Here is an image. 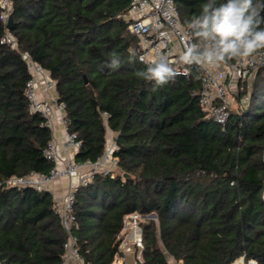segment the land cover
<instances>
[{"label": "trees", "instance_id": "16d2710c", "mask_svg": "<svg viewBox=\"0 0 264 264\" xmlns=\"http://www.w3.org/2000/svg\"><path fill=\"white\" fill-rule=\"evenodd\" d=\"M175 2L186 26L205 0ZM129 4L11 0L8 29L0 3V264H63L68 240L48 189L3 185L55 165L44 152L52 129L26 94L27 57L55 82L80 142L76 161L97 162L115 133L119 171L96 172L75 194L70 233L85 264L122 256L124 217L134 211L156 217L142 223L136 264H264V67L248 106L222 125L199 102L198 67L157 91L136 78L144 64L128 63L141 52L123 17ZM113 51L122 59L115 71L105 66Z\"/></svg>", "mask_w": 264, "mask_h": 264}, {"label": "built area", "instance_id": "2783aa9c", "mask_svg": "<svg viewBox=\"0 0 264 264\" xmlns=\"http://www.w3.org/2000/svg\"><path fill=\"white\" fill-rule=\"evenodd\" d=\"M11 0H0L2 18L5 20L9 15ZM130 6L123 17L128 21V29L131 33L139 37L141 52L139 57H144L146 61L154 58L156 52L162 51L173 65L179 75L189 76L195 67L200 70L201 89L198 92L199 102L206 110L209 118L225 125L233 110H243L251 100L253 90V79H255L260 67H264V50L257 52L252 57L243 60H232L226 64L213 67H200L195 65H185L181 61L184 48L187 44V27L182 23L180 12L175 0H129ZM3 40L15 45V40L11 35H7ZM32 78L27 82L26 94L30 99V106L33 111L40 112L46 117L45 124L52 127V114L58 110L61 114V122L66 129V144L70 148L78 149L80 142L76 132L68 130V119L65 116V104L56 98H46L40 95L39 82L41 81L46 91L55 86V82L50 78L40 64L27 57ZM112 143L107 145L104 155L95 163L78 162L75 157L64 160V164H57L60 158V151L51 140L45 148V155L55 161V165L49 172H29L26 175H14L7 180V184L16 186H31L36 189H47L48 185L58 179H67L68 186L61 199L54 201L56 211L60 214L62 224L68 232V240L65 243V261L70 257L82 260L75 246L76 237L71 232L74 221V201L79 185L90 182L98 171L108 172L116 166L117 158L113 152L116 148L114 137ZM264 159V157H263ZM90 166L91 171L83 174L82 170ZM264 197V189H263ZM152 218L138 211L126 214L122 229V240L120 250L128 253L133 250L142 252L143 248V228L142 223ZM250 264H254L249 261ZM63 263V264H64Z\"/></svg>", "mask_w": 264, "mask_h": 264}, {"label": "clouds", "instance_id": "9594fccd", "mask_svg": "<svg viewBox=\"0 0 264 264\" xmlns=\"http://www.w3.org/2000/svg\"><path fill=\"white\" fill-rule=\"evenodd\" d=\"M186 27L187 44L181 57L185 65L213 67L252 57L264 50V0H205L199 14L186 21ZM137 59L144 67L134 74L151 82L152 91L174 82L180 74L162 51L158 50L150 61L133 52L128 63ZM121 65V56L111 52L105 66L115 71Z\"/></svg>", "mask_w": 264, "mask_h": 264}, {"label": "crops", "instance_id": "0c3cea01", "mask_svg": "<svg viewBox=\"0 0 264 264\" xmlns=\"http://www.w3.org/2000/svg\"><path fill=\"white\" fill-rule=\"evenodd\" d=\"M39 91L40 95L46 98H56V89L55 86L51 90L46 91L44 84L39 82ZM52 141L57 146L60 151V158L57 161L59 166L64 164V160L75 157L77 149L70 148L66 144V129L61 122V114L58 110H55L52 114ZM108 134L110 137H108ZM107 134V145L110 144L109 141H112L115 133L111 130H108ZM68 181L64 179L55 180L53 183L48 185V190L52 193L53 197L56 199H61L67 189ZM65 264H85L82 260L76 258H70Z\"/></svg>", "mask_w": 264, "mask_h": 264}, {"label": "rangeland", "instance_id": "374dc122", "mask_svg": "<svg viewBox=\"0 0 264 264\" xmlns=\"http://www.w3.org/2000/svg\"><path fill=\"white\" fill-rule=\"evenodd\" d=\"M257 76V75H256ZM255 79H256V77H255ZM255 79H253V86L251 87V89L254 91V83H255ZM232 108H233V110H235V104H233V106H232ZM108 137H110L109 136V134H108ZM108 137H107V139H108ZM113 139V138H112ZM113 141H109V143H112ZM91 168L92 167H90V166H87V167H85L82 171V173L83 174H87L89 171H91ZM112 169L113 170H115L116 172L117 171H119V169H118V167H114V166H112ZM115 173V172H114ZM64 180H67V179H64ZM68 181V180H67ZM151 217L152 218H156L155 217V215L154 214H151ZM70 258H74V257H70ZM69 258V259H70ZM69 259H67L66 260V262L65 263H67V261L69 260ZM137 260H142V255H141V252L139 251V250H133V251H130V252H128V253H123L122 254V256L121 257H118L117 259H116V261L114 262V264H136V262H137ZM171 262V264H178V263H176L174 260H171L170 261ZM64 263V264H65ZM232 264H250V262H247V261H245L244 260V258H239L238 260H236L234 263H232Z\"/></svg>", "mask_w": 264, "mask_h": 264}, {"label": "water", "instance_id": "95a60500", "mask_svg": "<svg viewBox=\"0 0 264 264\" xmlns=\"http://www.w3.org/2000/svg\"><path fill=\"white\" fill-rule=\"evenodd\" d=\"M12 26H13V15H12V14H9V18H8V21H7V28H8V29H11ZM3 185L6 186V185H7V181H4V182H3ZM66 232H67V231H66ZM67 234H68V232H67ZM242 258H244V257H242ZM252 262H253L254 264H256L255 261H252Z\"/></svg>", "mask_w": 264, "mask_h": 264}]
</instances>
